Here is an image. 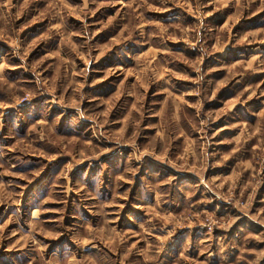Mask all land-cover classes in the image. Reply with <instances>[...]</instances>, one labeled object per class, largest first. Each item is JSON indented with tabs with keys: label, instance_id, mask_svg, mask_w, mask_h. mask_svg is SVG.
Segmentation results:
<instances>
[{
	"label": "rangeland",
	"instance_id": "obj_1",
	"mask_svg": "<svg viewBox=\"0 0 264 264\" xmlns=\"http://www.w3.org/2000/svg\"><path fill=\"white\" fill-rule=\"evenodd\" d=\"M0 264H264V0H0Z\"/></svg>",
	"mask_w": 264,
	"mask_h": 264
}]
</instances>
